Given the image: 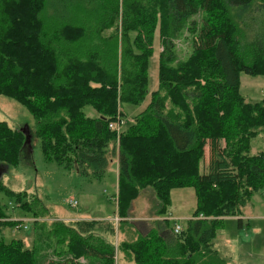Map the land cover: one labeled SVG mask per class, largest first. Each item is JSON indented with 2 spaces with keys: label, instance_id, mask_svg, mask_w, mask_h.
<instances>
[{
  "label": "trees",
  "instance_id": "1",
  "mask_svg": "<svg viewBox=\"0 0 264 264\" xmlns=\"http://www.w3.org/2000/svg\"><path fill=\"white\" fill-rule=\"evenodd\" d=\"M251 1L0 0V95L32 116L30 134L45 161L75 166L90 179L103 177L116 161L119 219L146 188L157 199L155 215L168 211L173 188L194 191L195 207L181 231L175 234L167 218L135 224L133 239L116 245L124 261L230 264L212 246L216 230L225 217L237 216L241 227L242 208L264 187V151L251 152V138L264 133V98L248 100L238 89L239 72L264 74V27L253 40L241 38L239 16ZM199 11L207 17L200 28L193 21L188 27L196 34L190 55L176 60L174 40ZM156 27L158 88L116 132L109 124L123 121L121 103L145 98ZM86 105L98 116H87ZM23 142L19 129L0 120V165L28 156ZM0 190L16 199L27 195L1 181ZM17 207L35 218L48 212L35 196ZM15 222L0 207V231ZM94 222L49 224L56 243L66 241L67 255L44 264H82L80 258L113 264L115 245L89 233ZM37 252L20 238H0V264H39Z\"/></svg>",
  "mask_w": 264,
  "mask_h": 264
},
{
  "label": "rangeland",
  "instance_id": "2",
  "mask_svg": "<svg viewBox=\"0 0 264 264\" xmlns=\"http://www.w3.org/2000/svg\"><path fill=\"white\" fill-rule=\"evenodd\" d=\"M206 17V14L200 11L190 16L187 27L182 29L174 40L173 50L176 60H185L192 50V39L196 37V34L189 32L188 27H191V21L197 28H200V22ZM239 20L243 21L241 38L253 40L263 31L264 4L258 0H252L244 10H241ZM111 30L110 27L104 33H109ZM160 50L159 29L156 27L153 34L152 53L148 58L145 98L139 104L121 103L120 108L124 113L122 126L130 123L133 116L144 109L151 93L158 88ZM238 81L239 92L246 99L264 98V74L252 75L241 71L238 74ZM83 112L90 117L98 116V113L89 105L83 108ZM0 120L5 121L13 129L20 130L27 126L31 132L34 128V119L28 111L21 104L4 95H0ZM258 151H264L263 132L251 138V152ZM26 152L28 156H23L17 165H5L4 169L0 168V181L4 185L15 191H25L27 194L26 197L21 196L16 199L0 190V207L8 216V220L17 221L13 225L4 227L0 231V238L4 242L20 238L27 248L32 246L33 238V245L38 248L39 264H44L52 258L63 259L62 257L67 255L64 251L66 241L63 242L65 246L57 244L54 233L49 230L48 226L52 222L63 221L66 225L76 227V221H95L89 233L115 245L113 264L114 262L116 264V259H121L122 256L120 252L116 255V245L122 240L133 239L135 224H140L141 221L144 222L143 220L148 224H154V221L167 218L168 226L173 229V219L184 226L186 218L191 216L194 210L193 189L190 187L173 188L170 193L171 204L168 211L163 215H155L157 199L151 189L146 188L131 201L127 216L119 219L116 215L117 186L114 162L109 164L103 177L90 179L78 173L75 166L64 168L54 162L45 161L39 140L32 135ZM207 162L208 147L206 146L203 161L199 163L201 172L207 169ZM29 196H35L41 204L48 208L44 217H32L31 213L17 207L18 203L23 202ZM70 201H75L76 205L71 206ZM242 209L239 215L242 219V226L237 225V216L225 217L221 226L216 230L212 246L230 264H264V187L254 191ZM118 219L119 223H117ZM107 221L113 224V231L111 225H107ZM79 261L82 264L89 262L84 258H80ZM122 264L134 263L125 260Z\"/></svg>",
  "mask_w": 264,
  "mask_h": 264
},
{
  "label": "built area",
  "instance_id": "3",
  "mask_svg": "<svg viewBox=\"0 0 264 264\" xmlns=\"http://www.w3.org/2000/svg\"><path fill=\"white\" fill-rule=\"evenodd\" d=\"M121 124H122V121L119 120V123L118 122H112L109 124V127L112 128V129H115L116 132H118L120 130V127H121ZM70 205L71 206H75L76 205V202L75 201H70ZM182 229V226L180 224H178L176 221H174L173 223V232L175 234H178Z\"/></svg>",
  "mask_w": 264,
  "mask_h": 264
},
{
  "label": "water",
  "instance_id": "4",
  "mask_svg": "<svg viewBox=\"0 0 264 264\" xmlns=\"http://www.w3.org/2000/svg\"><path fill=\"white\" fill-rule=\"evenodd\" d=\"M21 133L24 135V142L23 145H27L29 146V142H30V131L28 130L27 126H24L23 128L20 129ZM5 165H0V168L4 169Z\"/></svg>",
  "mask_w": 264,
  "mask_h": 264
},
{
  "label": "crops",
  "instance_id": "5",
  "mask_svg": "<svg viewBox=\"0 0 264 264\" xmlns=\"http://www.w3.org/2000/svg\"><path fill=\"white\" fill-rule=\"evenodd\" d=\"M112 162H114V163H115V170H116V182H117V164H116V161H114V160H113ZM112 162H111V163H112ZM194 207H195V205H194ZM189 217H190V216H189ZM189 217H187V218H189ZM87 218H88V217H87ZM187 218H186V219H187ZM33 236H34V235H33ZM32 241H34V240H33V238H32ZM32 244H33V242H32ZM122 261H124V260H123V259H120V263H122Z\"/></svg>",
  "mask_w": 264,
  "mask_h": 264
},
{
  "label": "bare ground",
  "instance_id": "6",
  "mask_svg": "<svg viewBox=\"0 0 264 264\" xmlns=\"http://www.w3.org/2000/svg\"><path fill=\"white\" fill-rule=\"evenodd\" d=\"M122 125V124H121Z\"/></svg>",
  "mask_w": 264,
  "mask_h": 264
}]
</instances>
